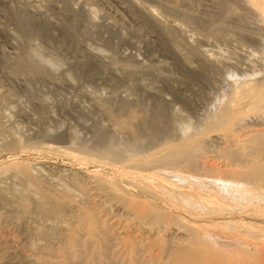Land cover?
Instances as JSON below:
<instances>
[{
	"label": "bare ground",
	"instance_id": "bare-ground-1",
	"mask_svg": "<svg viewBox=\"0 0 264 264\" xmlns=\"http://www.w3.org/2000/svg\"><path fill=\"white\" fill-rule=\"evenodd\" d=\"M245 2L249 10L240 15L252 28L238 30L251 38L242 45L248 49H230L233 60L224 55L225 62L200 52L205 67L227 74V85L198 121L186 116L174 137L127 101L109 132L67 138L48 131L44 154L74 164L49 158L35 167L8 154L0 169V261L10 256L8 229L16 226L28 237L20 239L29 264H264V0ZM16 65L40 73L29 59ZM37 141L23 136L3 145L37 151ZM12 174L24 188L6 193L3 179Z\"/></svg>",
	"mask_w": 264,
	"mask_h": 264
},
{
	"label": "rangeland",
	"instance_id": "rangeland-1",
	"mask_svg": "<svg viewBox=\"0 0 264 264\" xmlns=\"http://www.w3.org/2000/svg\"><path fill=\"white\" fill-rule=\"evenodd\" d=\"M233 1L0 0V169L7 164L6 157L11 152L30 166H48L50 159L57 161L54 158L59 155L42 151L49 144H44L48 131L63 133L67 138L74 132L82 137L102 130L109 132L113 117L124 111L127 101L139 116L151 117L147 119L148 123L152 121L150 125L159 118L173 137L186 116L198 121L196 118L200 119L220 97L228 81L224 71L203 63L206 61L200 52L215 55L216 61L225 56L231 60L232 51L243 54L246 47L242 45L251 40L240 31L245 25L252 28L241 18L249 8L245 0ZM233 6L239 9L237 16L231 13L236 11ZM149 15H155L160 22ZM209 15L215 16V22ZM217 18L224 21L217 22ZM225 20L230 25L224 24ZM205 22H209L208 26ZM220 25L226 27L222 29ZM193 42L194 50L189 46ZM25 58L36 64L39 74L17 71V62ZM23 136L43 140L41 150L32 149L33 153L28 151L30 148L13 150L3 145ZM69 145L65 143L67 148ZM38 151L41 153H35ZM65 156L58 161L74 164ZM3 182L6 193L17 186L24 188L23 181L14 174ZM4 211L0 203V212ZM10 229L8 233L15 239L9 234L8 237L15 243L9 252L13 247L18 250L8 252L9 260L4 258L0 264H29V251L22 244L28 240L27 235L21 234L19 227Z\"/></svg>",
	"mask_w": 264,
	"mask_h": 264
}]
</instances>
